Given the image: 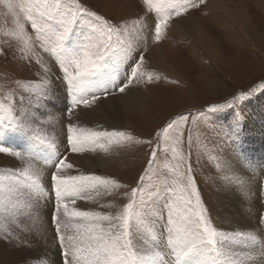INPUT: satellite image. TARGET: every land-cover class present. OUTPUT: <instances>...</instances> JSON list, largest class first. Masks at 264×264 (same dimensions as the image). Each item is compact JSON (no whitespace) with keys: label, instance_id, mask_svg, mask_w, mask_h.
<instances>
[{"label":"snow or ice","instance_id":"6c2138e0","mask_svg":"<svg viewBox=\"0 0 264 264\" xmlns=\"http://www.w3.org/2000/svg\"><path fill=\"white\" fill-rule=\"evenodd\" d=\"M144 2L149 7H155L153 0ZM204 2L205 0H199L200 4ZM197 6L194 2L189 4V0H183L174 6L175 14L180 16L189 7ZM7 7L10 12L14 7L19 8L35 34V39L27 36L21 51L39 55L36 51L39 48L50 55L61 74L60 79L72 89L74 106L90 107L101 96L125 93L133 81L145 76L151 81L150 74L141 72L145 61L143 55H139L133 57L128 64L124 80L116 83V68L130 58L132 51L128 41L121 38L126 25L113 24L104 16L89 11L80 0H26L15 6L8 3ZM168 19L164 15L158 23H154L156 41L161 39V32ZM17 27L20 33H26L25 24L20 23L19 19ZM0 55H6L4 48H0ZM26 58L31 60L32 55H27ZM35 63L40 65L45 76L52 70L41 59H37ZM42 83L50 86L51 80H44ZM260 87L264 91V84ZM255 92V88L250 92L241 91L231 101L213 104L210 111L236 106ZM47 95V89H41L35 97L20 96L18 99L21 105L25 100L29 105L39 104ZM8 99L9 104H0V153L16 158L20 164L0 171V239L17 245L25 244L22 234L32 231V228L22 227L21 217L31 219L32 210L39 203L37 196L44 194L39 171L33 168L30 161L24 166L26 157L21 151L10 144L5 146L6 140L11 138L10 134L19 133L50 151V223L64 264H247L249 260L251 264H264V253H261L257 262L252 257L234 255L232 251L235 245L257 241L260 237L256 231L264 234V217L259 218L260 227L256 230L228 232L217 229L212 225L207 209L202 204L194 175H188L183 183L173 179L171 184L174 186H169L165 181L158 187L146 190V176L155 166L157 151L161 148L160 141L151 153L149 167L140 176L136 186L121 193L119 189L129 186L114 179L95 174H68L66 170L74 167L67 162L68 156L59 152L55 142L39 133L34 127L38 123L37 118L30 111L17 108V97ZM189 114H180L178 119L167 123L156 134L167 143L169 130H180L171 148L174 157L177 153L175 145L181 142L183 127L187 124ZM67 116L66 152L95 151L97 147L107 152L108 149L105 144L100 143V138L111 140L124 135L117 131H91L73 123L71 111L67 112ZM242 121L243 117L238 114L230 125L235 137L241 134ZM168 167L172 173H176L175 167ZM185 171L192 172L190 163L186 165ZM157 196H163V206L159 213L149 212V200ZM100 197L114 199L108 204H102L97 199ZM121 198L126 202H121ZM77 200H90L110 211L80 210L75 206ZM149 215L164 221L160 238L152 236L151 244L139 238L136 232L141 225L147 227L146 219Z\"/></svg>","mask_w":264,"mask_h":264},{"label":"rangeland","instance_id":"374dc122","mask_svg":"<svg viewBox=\"0 0 264 264\" xmlns=\"http://www.w3.org/2000/svg\"><path fill=\"white\" fill-rule=\"evenodd\" d=\"M209 1L205 0L203 4H200L199 0H189V4L194 2L198 6L189 7L187 12L177 16L174 6L177 3H182L183 0H153L155 7H149L144 0H80L89 11L104 16L113 24L126 25L121 38L128 41L132 51L130 58L119 64V68H116V83L124 80L128 64L132 62L133 57L139 55H143L145 61L141 66V72H147L152 76L151 81L147 80V76L140 79L141 84H144L150 92L149 101L146 106L141 108H131L127 111L130 115L125 112L126 125L108 127L107 122L94 124L95 119L91 124H85L86 128L91 131L101 130L102 132L105 129L103 132L117 131L124 134L123 137H114L111 140L105 139V137L100 138V143L105 144L106 147L112 140L117 142L113 147L115 157L104 165H100L99 155L105 151L99 147L95 151L82 153L66 152V125L69 122L67 112H72L76 107L73 104V92L71 87L60 79L61 74L49 54L39 48L36 49L39 55L26 54L21 51L27 36H32L35 39V34L24 20V13L17 7H14L10 12L7 4L12 3L15 6L26 2V0H0V48L6 50V55H0V104H9L8 98L15 96L17 97V108L20 110L23 105L20 106L18 97L33 95L37 89L36 86L43 84L42 81L51 80V82L61 83L64 89L68 88L69 90L65 104L61 107V122H58V129L63 126L65 134L62 140L57 142L56 133L50 130L43 131L40 128L38 130L47 140L56 143L60 153L70 156L68 160H71L74 170L77 168L81 170L79 166L85 162L94 161L96 163L87 167L85 175L95 174L114 179L129 186L119 189V192L130 191L149 167L148 161L151 158V153L160 141L161 148L157 151L155 166L146 176V190L152 189L154 186L158 187L165 181L169 186H174L171 184L173 179H176L178 183H183L188 175H194L202 204L207 209V215L210 217L212 225L219 229L214 216L213 205L215 203H210L208 198L214 191V181L220 176L222 169L226 172V176L230 171L224 167L232 166L236 176L238 175L234 169L238 163L231 159L230 161L225 160L226 149L229 148L234 159L239 158L238 152L231 148L235 136L232 134L230 125L233 124L238 114L241 115L243 117L241 135L248 137L249 134L251 135V132L247 131V124L251 126L249 116L255 113L264 120V91L260 87L264 84V0H227L226 6L216 7L217 11L221 13L218 18L219 23L210 17L209 11L206 9ZM157 9H162V11H157ZM164 15H167L169 19L161 32V39L156 41L154 23H158ZM180 18L185 19L184 23L192 22L188 21L192 19L198 26L200 25L197 31H200L201 34L197 38L193 37L194 39L191 36L193 41L190 37L175 36L168 31L169 25ZM17 19L20 23L25 24L26 33L19 32ZM141 26L146 31H143L144 42L136 44L131 38L129 30ZM195 48L199 51L210 48L211 55L203 51L200 60H198L195 58ZM216 49L218 56L215 55ZM154 51L158 60L166 59L167 64L173 69L174 76L163 69L157 71V68L151 66ZM27 55H32V59H27ZM37 59H41L43 64L51 67L52 70L47 76L44 75L40 65L35 63ZM123 68L127 69L123 70ZM253 88L256 89L255 94L239 102L238 105L210 111L213 104L231 101L234 95H238L241 91L250 92ZM43 89H47L48 95L42 100V104L47 103L54 106V96L51 94L53 88L43 85ZM49 95L51 96L49 97ZM107 97L103 96V99ZM186 113L190 114L187 124L183 127L181 142L175 145L177 153L174 157L171 148L180 130L170 129L169 135L166 137L167 143H164L156 134L167 123L178 119L180 114ZM55 114H57L56 109ZM40 116L42 118L43 114L40 113ZM259 133L256 132V134ZM12 135L16 139L19 133ZM26 138L30 139L27 136ZM147 141L152 143L148 144ZM33 143L35 142L33 141ZM9 144L13 146L12 144L15 143H11L7 139L5 146H9ZM17 145L19 148L16 150L21 151L20 144ZM35 147L36 150L40 149L37 153V155H41L38 160L49 169L51 167L50 151L41 145L35 144ZM21 152L28 160L30 159L32 154L30 155L28 150L25 149ZM7 157L6 154L0 153V171L11 168V166H5ZM75 157L84 159L81 162ZM73 159L77 161H73ZM188 163L192 167L191 173L185 171ZM169 165L177 169L175 174L169 170ZM181 173L184 175L181 176ZM231 174L229 173L231 177L229 180L231 184H229L236 188L237 184L233 185L234 176ZM260 182L261 185H264V178ZM42 186L45 188L43 184ZM177 191L179 192V189ZM121 202H126V200L121 198ZM162 206L163 196L150 198L148 211L159 213ZM251 206L252 216L258 225L259 218L264 217V189L259 191ZM146 224L147 227L153 225L161 234L164 221L149 215ZM141 226L139 228L148 233V229H145L144 225ZM258 227L260 226L258 225ZM138 229H136L137 236L139 235ZM156 234L159 237L158 233ZM260 237L264 242V234ZM61 261L64 264L62 256Z\"/></svg>","mask_w":264,"mask_h":264},{"label":"bare ground","instance_id":"6f19581e","mask_svg":"<svg viewBox=\"0 0 264 264\" xmlns=\"http://www.w3.org/2000/svg\"><path fill=\"white\" fill-rule=\"evenodd\" d=\"M227 2H228L227 0H210L209 3L206 5L207 6L206 9L209 11L210 17L215 22L219 23L218 18L221 16V13L217 11L216 7L226 6ZM184 20L185 19L180 18L179 20H176L174 23L170 24L168 31L171 34H174L175 36L182 35L184 37L187 36L191 38L192 36V38L193 37L197 38V36L201 34L200 31H197L200 25L198 26L192 19L188 20L192 22H186V23H184ZM143 31H145V29L142 26L140 28L134 27L132 28V30H129V34L136 44L140 42H144ZM192 38L191 41H193L194 39ZM155 51L157 50L155 49ZM155 51L153 52V62L151 66L157 68L156 69L157 71L163 69L165 72L174 76L173 69L167 64L166 59L163 60V58H161V60H158ZM203 51L206 54L211 55V49L206 48V49H202L201 51L196 50L195 58L200 60ZM217 53L218 51L216 49L215 55ZM117 68H119V66ZM126 69L127 68H123V70ZM115 77H116V73H115ZM43 85L44 84L39 85L40 86L39 88L36 87L37 89H35L33 95L31 96L27 95L25 97L26 98L35 97L34 95H36L38 91L43 89ZM50 86L53 88L51 90V94L54 96V102H55L54 106L47 103L42 104L43 101H41V103L39 104L29 105L27 103V100H25V103L23 104V107L20 108V110L30 111L31 114L35 116L38 121V123L34 127L37 129L40 128L43 131L50 130L56 133L57 134L56 140L58 142L59 140H62V137L65 134L63 126H61L60 129H58V122H61L60 121L61 111H62L61 107L65 104L69 90L68 88L64 89L63 85L61 83H57L56 81L51 82ZM149 95H150L149 90L144 84H141L140 80L133 81V83L129 85L128 88H126L125 93L116 92L115 95H110L104 99L103 96H101V98L97 100L90 107H86L84 105L75 107L72 110L71 121L75 123L77 126L79 125V127H83L85 129H88L86 128L85 124L87 125L91 124L92 122H94V119H95L94 124H96V122H101V123L107 122L108 127H120L121 125L127 124V119L125 118V112L128 115H130L127 111H129L131 108H141L143 106H146L147 101H149ZM50 96L51 95H49V97ZM53 108L56 109L57 114H55V109L52 110ZM39 112L43 114L42 118ZM93 116L96 118H94ZM249 117L251 118L250 121L251 126L247 124L248 126L247 131L251 132V135L249 134L248 137L247 136L243 137V135L240 134L239 137L233 138L234 141L232 143L231 148H233L235 152L236 151L238 152V154L237 153L236 154L238 155L239 158L234 159V155L231 154L232 151L230 150V148L226 149L225 160L230 161L231 159L234 160V162L238 163V165L234 167L238 175L236 176L232 166H228V167L226 166L227 168L224 167L225 169H228L230 171L226 176V172L224 171V169H222L220 176H218L214 181L213 184L214 191L211 193L212 195H210V197L208 196L210 203L212 202L215 203L213 205L215 209L214 216H215V222L219 230H224L228 232L252 231L258 229L259 228L258 225L260 226V224L257 225L255 223L256 220H254L252 216L251 203L253 205V203L257 198V195L259 194V191H261V189H264V185H261L260 182L264 178L263 176L264 120L262 119V117H260V115L258 116L255 113H252ZM103 131H105V129ZM256 132H260V133L256 134ZM16 137L17 138L15 139L11 134V138L9 139V141L11 143H15L12 144L15 149L19 148L17 144H20L21 151H24L26 149V151L27 150L29 151L30 155L32 154L29 157L30 159L28 160L25 154L22 153L26 157V160L24 161V166H27L29 161L31 162L33 168L39 171V174L41 176V183L44 185L45 188H43L44 194L37 196V200L39 201V203L32 210L31 219L27 217H21V220L23 221L21 226L22 227L29 226L32 228V231L22 234L25 239V244L17 245L15 243H8L3 239H0V264L2 263L4 264H63L61 261L60 248L57 239L55 238L53 226L50 223L52 198L49 189L48 168L44 167V164H41L40 161L38 160L39 157L41 156L40 154L37 155L40 149L36 150L35 143H33V141L26 138V136L23 134H19ZM105 139L107 138L105 137ZM108 143H110L107 147L108 151L103 152L102 154L99 155L100 165H104L105 163H108V161H110L115 157V151L113 147L114 144L117 142H115V140H112V142L110 141ZM34 150L36 151L34 152ZM76 159L82 162L84 158L78 157ZM74 160L75 159H73V161ZM67 162L71 163V160H67ZM5 163H6V165L4 164L5 166H11V168L14 165L19 166L20 164V162L16 158H12L9 156L7 157ZM95 163L96 162L94 161L85 162V164L79 166L81 170L78 168L74 170V168H72V169H67L66 172L71 175H77V174L85 175V171L88 170L87 167L92 166ZM229 173L230 174L232 173L231 175L234 176L232 180L234 181L233 185L237 184L236 188L235 187L233 188L230 185L231 183L229 180L231 179V177ZM97 199L102 204H108L114 198L100 197ZM75 206L80 210L110 211V209L107 207L100 208L97 203H94L90 200H77ZM145 229H148V233L145 232L144 230H141L140 228L138 229L139 238L147 240L149 244H151L152 236H156L157 238H160L161 236L160 232L153 225L152 227L151 226L145 227ZM69 231H71V229H69ZM155 232L158 233L159 237ZM256 234L259 237L262 236V234L259 231H256ZM263 243L264 242H262V238L260 237L255 242L235 245L232 251L234 255L252 257L258 262L260 260L261 253H264ZM143 250L144 249L142 248L141 251ZM260 251L263 252L257 253ZM247 264H251V261L249 260Z\"/></svg>","mask_w":264,"mask_h":264}]
</instances>
